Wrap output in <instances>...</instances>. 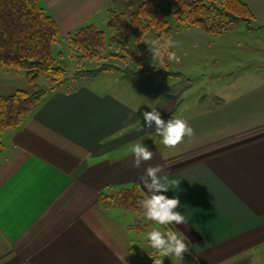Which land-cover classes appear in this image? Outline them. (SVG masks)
Instances as JSON below:
<instances>
[{
  "label": "crops",
  "instance_id": "crops-1",
  "mask_svg": "<svg viewBox=\"0 0 264 264\" xmlns=\"http://www.w3.org/2000/svg\"><path fill=\"white\" fill-rule=\"evenodd\" d=\"M90 1L77 3L78 12L76 0L41 4L69 35L90 13L106 9ZM243 1L252 12L258 13L254 5L264 9V0ZM165 74L151 69L132 77L154 95L163 120L181 118L193 128L174 148L159 136L148 138L155 126L147 128L140 109L109 86L56 88L4 132L0 264H140L145 257L137 256L132 229L148 227L131 224L124 209L100 206L98 194L136 183L145 198L141 177L150 166L180 181L163 194L178 198L177 211L188 219L171 226L187 237L186 254L198 264H250L257 254L252 264H264V60L203 95L186 96L183 75ZM127 77H116L112 86ZM137 143L153 152L139 168L131 153Z\"/></svg>",
  "mask_w": 264,
  "mask_h": 264
},
{
  "label": "rangeland",
  "instance_id": "rangeland-1",
  "mask_svg": "<svg viewBox=\"0 0 264 264\" xmlns=\"http://www.w3.org/2000/svg\"><path fill=\"white\" fill-rule=\"evenodd\" d=\"M83 1L76 0V2H73L75 11H77V3L81 4ZM91 1H95L98 4L103 3L106 9L90 13L80 27L92 24L97 29L103 31L105 46L102 50V55L104 58L99 61L82 58L78 61L77 50L69 44L67 32L59 31L57 39L52 43L51 49L57 65L66 69V79L57 88L66 90L83 84L97 88L109 86L114 95L120 96L128 104L140 109L142 121H144L143 113L145 111L155 109V103L152 102L155 99L154 95L147 93L144 90L145 88L142 87L141 80H136L132 76H128L122 80L120 87L112 86L117 82L116 77L123 75L120 69L137 70L140 68V65H137L132 60V56L139 57L143 67H155V69L163 73H181L183 75L181 79H184L186 85H190L189 93L186 96L191 95V93L200 95L211 93L218 84H223L234 72L242 68L252 67L256 62L264 60V9L255 5L254 8L258 13L252 12L250 9L254 15L251 21L254 30L247 29L244 23H240L234 30L214 33L204 30L201 26L183 24L174 16L169 0H157L167 20V26L170 29L168 40L171 42L172 47L169 50L176 53L179 57V62L166 61V64L159 63L153 65L151 63V54L148 52V45L146 44L149 40H155L157 32L153 27H150L140 39H136L134 30L128 26L126 28L125 40L112 41L111 39L115 30L108 24L111 11L123 13L129 18L131 13L137 10L144 0ZM58 10L60 13L62 12L61 8ZM65 10H63V15L69 19H73L75 15L67 9ZM103 63L112 64L119 69L105 71L100 74L99 77L101 78L74 75L79 69H93ZM181 79H179L180 82L183 81ZM166 80L168 82L170 80L173 81L171 78H167ZM50 84L51 79L47 75H42L35 82L31 83L28 82L23 71L0 69L1 94H9L16 89L30 91L43 89L49 87ZM169 87L171 86L169 85ZM118 88H121L122 91ZM134 93L136 96H134ZM148 100L150 101L149 103H147ZM4 132L2 137L4 136ZM153 137H157L155 129L148 136V138ZM127 212L131 216V224L141 223L143 225L148 221L145 214H138L132 211ZM146 226L148 229L143 232L137 231L134 228L132 229V231H136L133 236L137 246L141 250V253L137 254V256L145 257L140 264H154L153 259H163V264H198L194 256L186 253L183 256V260L176 257L162 258L154 256L153 249L149 247L146 241V234L153 228H158L161 231H165L166 229L157 224ZM257 256V254L254 255L253 260L248 262L250 264L255 263L254 258Z\"/></svg>",
  "mask_w": 264,
  "mask_h": 264
},
{
  "label": "trees",
  "instance_id": "trees-1",
  "mask_svg": "<svg viewBox=\"0 0 264 264\" xmlns=\"http://www.w3.org/2000/svg\"><path fill=\"white\" fill-rule=\"evenodd\" d=\"M169 2L174 16L185 25H197L208 32L220 33L234 30L240 23H244L247 29L254 30L251 25L254 15L243 0H169ZM108 24L115 30L112 41L125 40L128 26L134 30L136 39H140L150 27L157 32L155 40L168 39L170 35L167 20L157 0H144L129 18L123 13L111 11ZM58 32L56 21L45 11L41 0H0V69L23 71L31 83L42 75H47L51 79V84L47 88L32 91L16 89L9 94H0V146L3 144V132L21 124L39 105L42 97L56 89L66 79V69L57 65L52 55V43L57 39ZM68 42L77 50L78 61L82 58L98 61L104 58L102 55L105 46L104 33L92 24L80 27L69 34ZM132 60L140 65V68L120 69L123 76L140 75L147 70L155 69L143 67L137 56H132ZM163 64H166V61ZM116 69L119 68L103 63L93 69H79L74 75L94 78L105 71ZM143 198L138 185L134 183L113 190L102 189L98 194V204L105 208L118 207L144 214L137 204V201ZM143 225L141 229L154 223L148 220Z\"/></svg>",
  "mask_w": 264,
  "mask_h": 264
},
{
  "label": "clouds",
  "instance_id": "clouds-1",
  "mask_svg": "<svg viewBox=\"0 0 264 264\" xmlns=\"http://www.w3.org/2000/svg\"><path fill=\"white\" fill-rule=\"evenodd\" d=\"M148 52L151 54V63L153 65L164 63L165 61L179 62V57L175 52L170 51L171 42L167 38L149 40ZM143 118L147 128L155 126V134L162 138V144L167 148H174L180 144L184 138L194 135L193 128L188 122L181 118H171L165 121L160 113L152 109L145 111ZM134 156L133 166L139 168L142 162L152 159L153 152L142 143H137L131 148ZM162 169L159 166L148 167L145 175L141 177L144 188L149 195L138 200V206L144 211L146 218L154 224L165 227V231L153 228L146 234V241L153 249V255L157 257H176L183 260L185 253L190 251L187 237L179 230L170 226L177 224H187V217L177 211L180 207L178 198H169L163 193L178 187L180 181L169 179L168 176H161ZM154 264H163V259H153Z\"/></svg>",
  "mask_w": 264,
  "mask_h": 264
}]
</instances>
